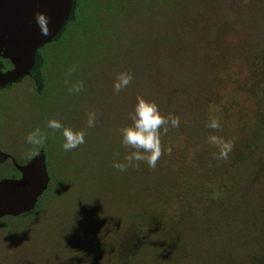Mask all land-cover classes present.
Returning <instances> with one entry per match:
<instances>
[{"label": "rangeland", "instance_id": "374dc122", "mask_svg": "<svg viewBox=\"0 0 264 264\" xmlns=\"http://www.w3.org/2000/svg\"><path fill=\"white\" fill-rule=\"evenodd\" d=\"M38 54L43 95L13 105L30 104L26 134L40 129L69 172L56 171L34 214L0 219V264H264V0H76ZM121 72L132 81L116 93ZM138 96L180 123L161 135L155 168L120 172L113 163L132 149L119 129ZM49 120L85 142L63 151ZM213 134L233 142L228 159L213 158Z\"/></svg>", "mask_w": 264, "mask_h": 264}, {"label": "water", "instance_id": "95a60500", "mask_svg": "<svg viewBox=\"0 0 264 264\" xmlns=\"http://www.w3.org/2000/svg\"><path fill=\"white\" fill-rule=\"evenodd\" d=\"M76 0H0V89L31 75L40 58L38 51L60 39L66 25L75 18ZM48 18V36H42L35 14ZM1 60L11 69L2 71ZM0 157L7 155L0 153ZM21 178L0 180V219L16 218L35 209L47 189L49 177L43 152L26 166L18 167Z\"/></svg>", "mask_w": 264, "mask_h": 264}, {"label": "clouds", "instance_id": "9594fccd", "mask_svg": "<svg viewBox=\"0 0 264 264\" xmlns=\"http://www.w3.org/2000/svg\"><path fill=\"white\" fill-rule=\"evenodd\" d=\"M35 23L40 30L42 36H48V18L42 13L35 14ZM132 81V76L128 72H121L117 75L113 82V90L119 93L127 88ZM82 85L77 83L70 91L79 92ZM129 118L131 124L119 129L121 143L132 149L124 156L122 162H114L113 167L120 172L125 171L129 167H136L138 162L145 163L149 168H155L157 161L161 157V135L167 134L169 128L179 127V118L169 114L167 117L161 115L160 110L154 102L147 101L143 97L138 96L136 103L133 106V111ZM96 113L89 112L87 119V127L94 126ZM47 127L53 131H59L63 137L61 145L65 152L74 150L82 145L85 140V132L82 130L74 131L70 127H66L58 120H49ZM207 127L218 131L221 129V124L216 118H209ZM46 136L41 133L40 129H33L25 135V142L29 145H43ZM208 142L214 145L218 154H214V159L226 160L229 153L232 151L233 142L226 140L221 135H209ZM169 153L171 149L167 150Z\"/></svg>", "mask_w": 264, "mask_h": 264}, {"label": "flooded vegetation", "instance_id": "af4514ba", "mask_svg": "<svg viewBox=\"0 0 264 264\" xmlns=\"http://www.w3.org/2000/svg\"><path fill=\"white\" fill-rule=\"evenodd\" d=\"M45 65V62L42 57L36 60V65L31 75L28 77H24L20 82L13 84L11 86L0 89V94L4 92L7 96V101L0 103V153L7 155V158L0 157V170H10L12 172V176L10 177H1L0 180L3 179H14L18 180L21 178V173L18 170V167L26 166L38 153L43 152L45 157V168L47 175L49 177V182L47 185V189L38 199V202L35 206H39L45 202L47 198H49L55 190V179L56 175L60 173L68 174L69 162H62V164H66V167H60V165H56L58 163L57 157H54L55 153L49 149L47 144L43 143V145L33 146L29 145L24 141V136L26 135V131L30 130V127L34 124L24 123L22 122V117L26 116L25 111L23 110V106L30 104H16L18 98L23 100H38L45 90L44 79L42 76V69ZM2 71L11 69V65L6 60H1ZM24 81L30 82L32 84L28 87L17 88L13 87L14 85H20ZM13 102L14 103L13 105ZM34 105V104H33ZM27 112V110H26ZM28 126H30L28 128ZM17 129V130H15ZM62 166V165H61ZM57 171V174H56ZM40 203V204H39ZM33 210L30 213H33L36 210ZM28 213L27 215L29 216ZM26 215V214H25ZM21 215L19 217L25 216ZM16 217V218H19ZM263 256V253L260 257ZM260 259V258H259Z\"/></svg>", "mask_w": 264, "mask_h": 264}, {"label": "trees", "instance_id": "16d2710c", "mask_svg": "<svg viewBox=\"0 0 264 264\" xmlns=\"http://www.w3.org/2000/svg\"><path fill=\"white\" fill-rule=\"evenodd\" d=\"M193 126V125H192ZM193 128H194V126H193ZM219 133H220V130H219ZM73 178V177H72ZM74 179V178H73ZM16 227V226H15ZM19 227V226H18ZM184 248H185V245L184 244H182V246L179 248L180 250L182 249L183 251L181 252L179 249H176L175 248V251L176 252H178L179 254H185V251H184ZM133 255H135V253L133 252ZM186 255V254H185ZM186 257H187V255H186ZM134 258H135V256H134ZM256 258V257H255ZM255 258H253V259H255ZM257 258H260V259H258L259 261H261V259H263L264 258V256H262V257H257ZM256 260V259H255ZM124 262V260H122V261H118V264H122ZM251 262H252V260H251Z\"/></svg>", "mask_w": 264, "mask_h": 264}]
</instances>
